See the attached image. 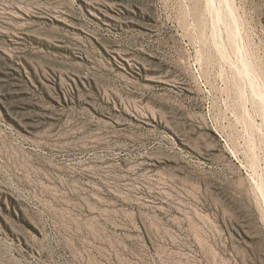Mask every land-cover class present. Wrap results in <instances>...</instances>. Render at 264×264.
<instances>
[{
  "label": "rangeland",
  "instance_id": "obj_1",
  "mask_svg": "<svg viewBox=\"0 0 264 264\" xmlns=\"http://www.w3.org/2000/svg\"><path fill=\"white\" fill-rule=\"evenodd\" d=\"M0 264H264V0H0Z\"/></svg>",
  "mask_w": 264,
  "mask_h": 264
}]
</instances>
